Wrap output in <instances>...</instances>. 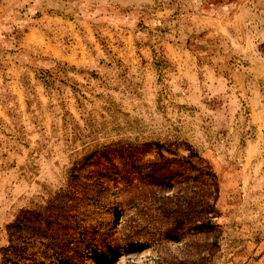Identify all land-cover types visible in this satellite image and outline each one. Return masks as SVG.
Wrapping results in <instances>:
<instances>
[{
	"label": "rangeland",
	"instance_id": "rangeland-1",
	"mask_svg": "<svg viewBox=\"0 0 264 264\" xmlns=\"http://www.w3.org/2000/svg\"><path fill=\"white\" fill-rule=\"evenodd\" d=\"M0 264H264V0H0Z\"/></svg>",
	"mask_w": 264,
	"mask_h": 264
},
{
	"label": "trees",
	"instance_id": "trees-1",
	"mask_svg": "<svg viewBox=\"0 0 264 264\" xmlns=\"http://www.w3.org/2000/svg\"><path fill=\"white\" fill-rule=\"evenodd\" d=\"M172 155L176 157V160L172 159V186L183 191H176L172 195V238L213 234L215 225L211 218L215 215L217 193L214 175L194 152L186 158H177L175 153ZM181 164H187L191 171ZM148 175L151 179L163 181L171 178L167 173L160 177L153 169Z\"/></svg>",
	"mask_w": 264,
	"mask_h": 264
}]
</instances>
